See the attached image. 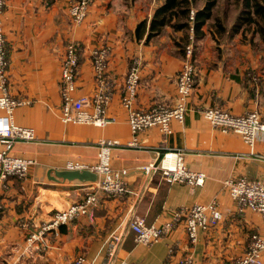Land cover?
<instances>
[{"label": "crops", "instance_id": "1", "mask_svg": "<svg viewBox=\"0 0 264 264\" xmlns=\"http://www.w3.org/2000/svg\"><path fill=\"white\" fill-rule=\"evenodd\" d=\"M68 1L7 0L1 14L10 94L28 100L12 110V121L32 127L35 134L33 140L14 142L11 154L35 163L25 177L11 175L1 183L0 264H71L78 255L85 257L84 264L121 259L130 264H173L186 252L192 253L195 264H235L252 233L264 236V219L251 210L238 212L222 181L238 176L264 180V132L251 148L237 133L212 126L201 111L210 106L232 114L257 109L264 123V44L253 47L241 42L238 34L217 43L203 26L194 40V87L184 120H171L166 140L152 126L137 133L139 146H127L132 131L120 103L126 72L138 64L136 108L173 105L187 40L183 31L169 26L147 35L159 0H92L80 23L73 22ZM231 38L232 50L227 51L223 43ZM69 40L77 43L75 95L99 89L91 50H106V113L113 121L96 125L60 119L59 73ZM100 138L121 144L111 149V166L127 169L128 191L99 193L97 205L87 214L46 231L41 241L27 246L29 230L39 229L54 211L89 191L87 181L53 178V171L66 169L68 160L96 162ZM167 147L181 150L185 165L205 174L201 186L168 182L160 171L143 170ZM214 198L222 217L213 228L200 230L195 243L183 224L150 245L135 242L130 229L134 217L159 223L177 207Z\"/></svg>", "mask_w": 264, "mask_h": 264}, {"label": "built area", "instance_id": "2", "mask_svg": "<svg viewBox=\"0 0 264 264\" xmlns=\"http://www.w3.org/2000/svg\"><path fill=\"white\" fill-rule=\"evenodd\" d=\"M92 0H69L68 12L75 23H80L87 14ZM7 0H0V109L5 115L0 116V186L11 175L25 177L35 163L32 158L11 154L14 142L17 140H33L34 130L29 126L15 124L12 121V110L23 105L28 100L14 97L10 94L7 73V50L5 35L2 27L1 14L6 7ZM193 10L189 17L192 18ZM194 35L192 26L189 27L188 39L184 45L182 60L175 79L176 99L173 105H156L149 110H141L134 106L140 81V69L137 63L131 65L126 72L120 103L127 111V122L132 131V139L127 146H139L137 133L155 126L161 133L162 140L171 134V120L182 122L187 111V101L194 87L195 65L193 60ZM77 43L69 40L65 45L59 73L60 119L63 122L91 123L104 125L113 121V116L107 115L106 108L109 101V89L104 79L106 68V50L94 48L91 50L93 72L98 81L99 89L94 93L75 95L76 75L78 66ZM103 86V87H102ZM201 115L212 126L222 132H235L251 148L254 146L260 132H264V123L260 120L257 109L242 114H232L219 107H207ZM121 145L116 140L103 139L97 142L98 152L96 162L86 164L68 160L65 168L69 170L88 169L96 174V179L88 182L89 191L79 201L73 202L63 209L53 212L51 218L42 227L29 230L26 236L27 246H34L41 241L46 231L56 229L60 224L73 221L97 205L99 193L122 195L128 191L125 176L127 169L111 166V149ZM252 153V151H251ZM146 173L160 171L168 182L186 183L190 186H201L205 174L190 170L184 163L182 151L165 148L158 152L154 161L142 166ZM234 201L237 211L251 210L257 212L264 219V180L261 178L238 176L227 177L222 181ZM2 206L0 199V208ZM222 217L217 199L206 203H193L177 207L171 211L169 217L162 222L147 223L142 217H134L130 229L136 243L150 245L172 232L176 226L183 224L189 241L193 244L197 240L200 230H208L216 226ZM117 238V236H112ZM111 245V244H109ZM264 236L252 233L246 250L235 260V264H264ZM85 257L78 255L71 264H84ZM92 264V261L89 263ZM100 264H130L121 259L112 263ZM173 264H195L193 255L186 252Z\"/></svg>", "mask_w": 264, "mask_h": 264}, {"label": "trees", "instance_id": "3", "mask_svg": "<svg viewBox=\"0 0 264 264\" xmlns=\"http://www.w3.org/2000/svg\"><path fill=\"white\" fill-rule=\"evenodd\" d=\"M164 26L183 31L186 40L190 26L195 39L205 26L217 43L224 34L227 39L238 34L241 42L259 46L264 44V0H159L147 35L159 33Z\"/></svg>", "mask_w": 264, "mask_h": 264}, {"label": "water", "instance_id": "4", "mask_svg": "<svg viewBox=\"0 0 264 264\" xmlns=\"http://www.w3.org/2000/svg\"><path fill=\"white\" fill-rule=\"evenodd\" d=\"M55 177H60L62 179H67V180H79V181H87V182H92L96 179V174L88 169H74V170H69V169H61V170H54L53 171Z\"/></svg>", "mask_w": 264, "mask_h": 264}, {"label": "rangeland", "instance_id": "5", "mask_svg": "<svg viewBox=\"0 0 264 264\" xmlns=\"http://www.w3.org/2000/svg\"><path fill=\"white\" fill-rule=\"evenodd\" d=\"M224 34V33H223ZM221 37V36H220ZM222 39H224L225 38V34H224V36L223 37H221ZM233 42L234 41H232V38L229 40V42L228 43H223L224 45H223V47H226L225 48V50H232V44H233ZM234 50H238V51H240L242 48H233ZM193 50H194V48H193ZM242 50H244V49H242ZM263 57H264V52H263ZM195 65V64H194Z\"/></svg>", "mask_w": 264, "mask_h": 264}]
</instances>
